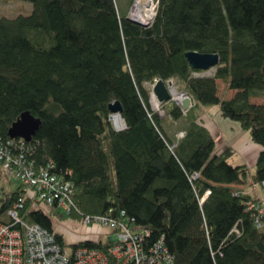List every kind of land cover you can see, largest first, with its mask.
Wrapping results in <instances>:
<instances>
[{
  "label": "trees",
  "instance_id": "16d2710c",
  "mask_svg": "<svg viewBox=\"0 0 264 264\" xmlns=\"http://www.w3.org/2000/svg\"><path fill=\"white\" fill-rule=\"evenodd\" d=\"M30 1L31 13L0 17V136L10 138L24 111L39 117L30 160L72 182L82 214L125 211L149 227L147 244L163 237L174 264H264V223L249 204L254 195L239 188L264 182V103L251 101L264 96V0H158L149 27L128 18L133 0L124 12L116 0ZM188 51L217 53L214 73L195 75L203 70ZM158 79H175L189 110L174 100L153 110ZM218 80L235 94L221 97ZM116 101L122 117L112 115ZM212 105L262 146L254 172L233 162L231 147L217 148L203 118ZM23 197L20 216L72 252L111 245L67 244L53 217L79 212L51 215L23 184L3 192L0 222L11 223L8 211Z\"/></svg>",
  "mask_w": 264,
  "mask_h": 264
},
{
  "label": "built area",
  "instance_id": "2783aa9c",
  "mask_svg": "<svg viewBox=\"0 0 264 264\" xmlns=\"http://www.w3.org/2000/svg\"><path fill=\"white\" fill-rule=\"evenodd\" d=\"M133 1L128 17L143 26H151L157 14L158 0H148L143 14L135 10L137 0ZM214 71L215 68H212L195 75H212ZM182 96L183 100L185 96ZM115 125L117 130L126 128L125 121L122 126ZM183 135L184 132L179 133V136ZM31 150L32 146L22 138L10 137L5 140L0 136L1 176L12 172L21 180L25 193L35 196L40 206L51 215L56 211L68 216L79 212L80 217L76 220L81 224L107 227L114 231L116 239L106 250L81 246L72 252L69 247L61 244L55 232L20 216L18 208L23 207V197L8 211L11 223L0 222V264H174V255L169 251L164 238L147 244L149 227L136 224L134 218L127 216L125 211L117 216L82 214L74 200L72 182L54 172L53 167L37 166L28 156ZM260 185L264 187V182ZM249 204L258 210L257 222L261 226L264 223V203L259 199V203L249 201ZM233 231L239 234L236 227Z\"/></svg>",
  "mask_w": 264,
  "mask_h": 264
},
{
  "label": "rangeland",
  "instance_id": "374dc122",
  "mask_svg": "<svg viewBox=\"0 0 264 264\" xmlns=\"http://www.w3.org/2000/svg\"><path fill=\"white\" fill-rule=\"evenodd\" d=\"M118 5L120 6L121 10L124 12L127 3L129 0H116ZM134 2V1H133ZM132 2V4H133ZM148 0H145V4L147 6ZM132 6V5H131ZM33 10V4L30 0H0V17H8V18H14L20 14H29ZM214 73V72H213ZM212 73V74H213ZM174 84L177 87L176 91L173 92L174 94H177L178 91H182L179 86L176 84L175 79ZM218 86H219V95L223 98H230L232 97L236 91L228 89L226 82L222 80H218ZM180 94V93H179ZM157 98H151V106L152 109L155 111H159L162 113V109H160L161 103L158 101V103L154 100ZM174 100V99H172ZM175 101V100H174ZM251 101L254 102H259V101H264V97H252ZM181 105L180 103H178ZM218 105H212L209 108L213 109L216 108ZM182 107V106H181ZM205 112V111H204ZM208 114V113H207ZM207 115L204 116L206 118ZM114 126H116L115 121L111 119ZM173 132L176 131L175 125L171 128ZM180 132H178L179 135ZM233 162L236 160L235 156L233 157ZM255 169H251V172H254ZM255 184V183H254ZM22 185V182L20 179L16 178L12 172H6L2 176H0V197L2 196L3 192H8L12 190H16L18 187ZM253 185V182L251 181L250 184L246 186L247 190H250L252 195H254V198L256 203H259V199L261 202L264 203V187L262 185H257L258 186V192H260V198H257V191L255 189V185ZM256 186V187H257ZM242 189V187H239ZM252 201V200H251ZM253 202V201H252ZM53 222L54 226L57 230L62 231L65 235V240L67 242L70 241H80L82 239H90L89 237L92 236H97L99 237L103 242L108 241V234L106 230L108 229L107 227H104L102 225L98 224H90V225H83L79 221L75 219H71L69 217L65 218L64 220H61L57 217H53Z\"/></svg>",
  "mask_w": 264,
  "mask_h": 264
},
{
  "label": "crops",
  "instance_id": "0c3cea01",
  "mask_svg": "<svg viewBox=\"0 0 264 264\" xmlns=\"http://www.w3.org/2000/svg\"><path fill=\"white\" fill-rule=\"evenodd\" d=\"M264 96H261L262 98ZM254 102V101H252ZM254 103H264V101L254 102ZM204 113L206 116L204 118L205 125L210 129L212 134L215 136L218 149H225L231 147L235 151V164L245 163L249 166L250 169H255L256 162L260 151L263 149L261 145L253 142L248 131L243 130L240 124L236 121L225 119L221 116L219 107L210 109L209 107L204 108ZM208 113V114H207ZM204 116V115H203ZM257 191V198H260V192H258V184H254ZM257 186V187H256ZM247 193H252L250 190H247L246 185H239ZM57 230V229H56ZM60 232L64 238L65 235L62 231ZM108 241L104 243L114 242L115 233L114 231L107 229ZM93 240H101L97 236L89 237ZM84 240V239H82ZM80 240V241H82ZM66 241V240H65ZM77 241V242H80ZM102 241V240H101ZM74 241L67 242V244L77 243Z\"/></svg>",
  "mask_w": 264,
  "mask_h": 264
},
{
  "label": "water",
  "instance_id": "95a60500",
  "mask_svg": "<svg viewBox=\"0 0 264 264\" xmlns=\"http://www.w3.org/2000/svg\"><path fill=\"white\" fill-rule=\"evenodd\" d=\"M129 19L142 25V23L137 20H133L131 18ZM186 58L194 69H200L204 71L215 68L220 60L217 53H201L198 51L186 52ZM172 84V79L168 81H165L163 79L156 80L152 86V95H156L160 103L174 99L177 103L181 104L184 110H189V108L192 106V98L187 95L185 91H180V94L184 95L185 98L181 101L176 99L171 90ZM110 109L112 111V114L117 113L121 115L122 106L119 101L111 103ZM110 118L113 119L112 115L110 116ZM40 126L41 119L39 117L35 116L30 111H24L17 118V120L13 122V124L9 128L8 134L12 138H22L26 141H31Z\"/></svg>",
  "mask_w": 264,
  "mask_h": 264
},
{
  "label": "bare ground",
  "instance_id": "6f19581e",
  "mask_svg": "<svg viewBox=\"0 0 264 264\" xmlns=\"http://www.w3.org/2000/svg\"><path fill=\"white\" fill-rule=\"evenodd\" d=\"M135 10L138 12V13H141L143 14L145 11H146V4H145V0H137L136 4H135ZM173 87H176L175 84H174V81H173V84H172V92H173ZM177 88V87H176ZM180 92L178 91L177 94H174V97L178 100H182L183 96L181 94H179ZM152 98H157L156 95H152ZM157 103H158V98L157 99H154ZM114 114V113H113ZM112 114V115H113ZM117 114V113H116ZM120 115V114H119ZM121 116V115H120ZM122 117V116H121ZM123 119V118H122ZM124 120V119H123ZM116 123V122H115ZM118 126H122L124 124V122L122 124H118L116 123Z\"/></svg>",
  "mask_w": 264,
  "mask_h": 264
}]
</instances>
